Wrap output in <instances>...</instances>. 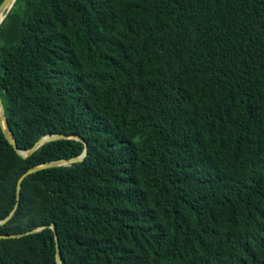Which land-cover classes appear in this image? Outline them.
Masks as SVG:
<instances>
[{"label": "trees", "instance_id": "trees-1", "mask_svg": "<svg viewBox=\"0 0 264 264\" xmlns=\"http://www.w3.org/2000/svg\"><path fill=\"white\" fill-rule=\"evenodd\" d=\"M4 0H0V5ZM0 94L36 172L0 264H264V0H16ZM0 128V221L31 168Z\"/></svg>", "mask_w": 264, "mask_h": 264}, {"label": "water", "instance_id": "water-1", "mask_svg": "<svg viewBox=\"0 0 264 264\" xmlns=\"http://www.w3.org/2000/svg\"><path fill=\"white\" fill-rule=\"evenodd\" d=\"M15 2H16V0H4L3 3L0 5V26H1L4 18L6 17V15L8 14V12L14 6ZM0 128H1L3 135L6 139V141L8 142V144L12 147V149L16 152L17 155H19L20 157H22L24 159H27L30 156H32L35 153V151L38 148L42 147L43 145H46V144H49L52 142H56V141H61V140H76V141L83 143V145L85 147L84 152L79 157L72 158V159L56 160V161H52V162H49L46 164H41V165H38V166L31 168L24 175H22V177L19 179L18 184H17V191H16L17 202L15 205V208L12 211V213L5 220L0 221V225H3L13 218V216H14V214H15L18 206H19L21 187H22V183L26 177H28V176L36 173V172L42 171V170H47V169L56 168V167H68V166H71L73 164L83 162L84 159L88 155V143L82 137H80L78 135H70V136L63 135V134H61V135H49V136H45L44 138L39 140L29 150H27V151L20 150L17 146L14 135H13L11 128L8 124L6 114H5L4 104H3V101L1 98V94H0ZM46 228H48V227L47 226H40V227H37L36 229H33V230L25 232V233H19V234H13V235L0 234V240L21 238L24 236L39 233L40 231L45 230ZM50 228L55 232L56 262H57V264H61V261H60V244L58 242V236L56 234L55 224L50 225Z\"/></svg>", "mask_w": 264, "mask_h": 264}]
</instances>
